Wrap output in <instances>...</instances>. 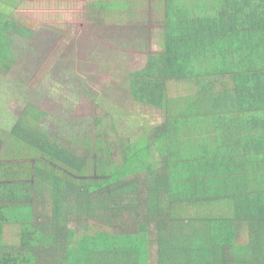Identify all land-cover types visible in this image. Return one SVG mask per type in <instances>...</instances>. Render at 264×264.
I'll return each instance as SVG.
<instances>
[{
	"label": "trees",
	"instance_id": "1",
	"mask_svg": "<svg viewBox=\"0 0 264 264\" xmlns=\"http://www.w3.org/2000/svg\"><path fill=\"white\" fill-rule=\"evenodd\" d=\"M23 1H11L14 12L16 3ZM154 1L161 8L166 0ZM4 4L0 72L9 74L15 59L9 52L7 32H14L16 26L15 15L4 16ZM124 5L119 2L115 12L123 11ZM101 7L106 12L111 8ZM200 36V32L185 36L177 23L176 29L167 25L159 29L161 47L148 56L146 68L133 76L131 94L136 103L164 111V121L149 137L124 140L117 154L106 136H48L39 124L44 113L34 107L26 109L6 138L0 137V264H217L223 250L219 241L241 215L240 208L231 216L230 195L231 177H237L240 168L232 160H221L218 150L223 146L218 137L228 132L225 144L232 136L237 143L240 132L232 135L230 131L246 109L236 91L248 93L254 100L252 109L259 110L264 107V77L246 76L254 69L243 76L236 71L234 89L207 82L204 73L210 56L201 48L197 49L205 55L201 61L184 55L199 44ZM185 78L201 85L184 83ZM185 90L198 100L184 99L180 93ZM197 124L195 134L212 137L207 141L210 146L201 145V152L191 139H185ZM243 136L247 132L239 141ZM263 171V165L256 167L258 174ZM225 192L229 209L209 229L203 223L209 211L206 205L210 209ZM80 213L102 216L110 224L79 238L69 224ZM119 214L131 222L120 230L111 224ZM8 228L18 239L10 251L5 247ZM262 239L264 249V233Z\"/></svg>",
	"mask_w": 264,
	"mask_h": 264
},
{
	"label": "rangeland",
	"instance_id": "2",
	"mask_svg": "<svg viewBox=\"0 0 264 264\" xmlns=\"http://www.w3.org/2000/svg\"><path fill=\"white\" fill-rule=\"evenodd\" d=\"M11 1L4 4V16L11 17L14 13ZM119 2H124V7L132 5L115 12ZM140 2L16 3V30L7 33L15 64L9 74L0 72V137H7L29 107L44 113L39 124L48 136L59 139L106 136L114 155L121 151L124 140L140 135L149 137L151 130L164 121L165 113L136 103L131 94V80L146 68L148 56L159 51L156 27L163 22L161 18H152L157 8L154 0L142 6ZM103 4L111 6L109 12L103 11ZM185 92L188 91H182ZM179 108L187 106L179 104ZM233 138L224 143V151L235 148ZM143 190L144 187L142 193ZM103 224L110 223L102 216L94 218L92 213L89 216L80 213L69 225L81 238L96 234ZM111 224L120 230L131 222L126 215L119 214ZM5 233V247L13 250L18 239L10 228ZM257 261L253 257L248 264Z\"/></svg>",
	"mask_w": 264,
	"mask_h": 264
},
{
	"label": "crops",
	"instance_id": "3",
	"mask_svg": "<svg viewBox=\"0 0 264 264\" xmlns=\"http://www.w3.org/2000/svg\"><path fill=\"white\" fill-rule=\"evenodd\" d=\"M138 1H141L140 6L148 3V0ZM4 2L5 0H0V9ZM161 2L165 3L164 7L160 8L157 4L152 17L164 20L163 24L157 27L158 29L163 30L166 25L168 28L172 26L176 29L177 23L185 36L195 32L202 34L198 41L199 44H195L194 49L185 51L184 55L189 54V58L194 61H201L206 54L210 56L206 64L207 70L204 73L207 82L223 84L224 89L228 87L234 89L233 78L237 76L236 71L243 76L247 70L254 69L246 76L261 75L264 77V0H166ZM160 47L161 45L158 46ZM198 48H201L199 51L205 55H200ZM161 52L162 50L159 53ZM184 83L201 85L188 78L184 79ZM236 93L238 94L236 97L239 96L240 104L246 112L242 120L237 122V127L234 129L233 126V131L230 132L232 135L238 132L244 135V132H247V136H243L239 141L241 136L239 135L232 151H218L221 154V160H232L239 165L240 171H236L238 176L231 177L233 182L230 185V195L231 216L238 213L240 208L241 215L231 224L233 229L225 234L226 238L219 241L223 250L217 264H248L253 257L258 258L257 264H259L264 262L262 243L264 171L258 174L256 167L264 166V127H262L264 107L253 110L254 100L251 101L248 98V93L237 91ZM185 94L189 101L198 100L193 94L182 93V96ZM201 110L210 112V109ZM197 130L198 124L194 126L190 135H185V139H191L194 148L200 149L203 144L210 146L208 143V139L212 138L210 134L199 132L195 134ZM227 133L218 137L219 146L225 143L223 140L227 139ZM227 196V192L219 196L218 203L211 205L210 209L206 205V212L209 211L205 214L203 223L207 224L209 229L212 221L224 219L229 209L227 204L230 202L226 201ZM235 202H238L237 207L232 205Z\"/></svg>",
	"mask_w": 264,
	"mask_h": 264
}]
</instances>
